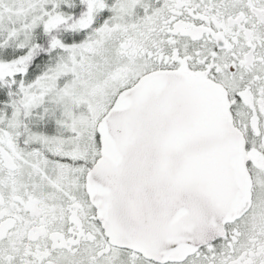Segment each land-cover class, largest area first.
I'll return each mask as SVG.
<instances>
[{
    "label": "snow or ice",
    "instance_id": "6c2138e0",
    "mask_svg": "<svg viewBox=\"0 0 264 264\" xmlns=\"http://www.w3.org/2000/svg\"><path fill=\"white\" fill-rule=\"evenodd\" d=\"M0 264H264V0H0Z\"/></svg>",
    "mask_w": 264,
    "mask_h": 264
}]
</instances>
